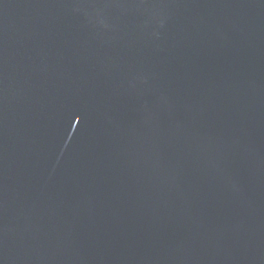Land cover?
Segmentation results:
<instances>
[{"label": "water", "instance_id": "obj_1", "mask_svg": "<svg viewBox=\"0 0 264 264\" xmlns=\"http://www.w3.org/2000/svg\"><path fill=\"white\" fill-rule=\"evenodd\" d=\"M0 264H264V0H0Z\"/></svg>", "mask_w": 264, "mask_h": 264}]
</instances>
